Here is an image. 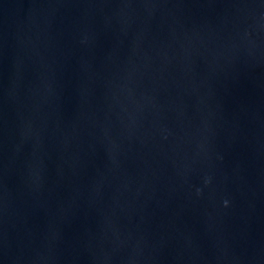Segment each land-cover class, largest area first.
Masks as SVG:
<instances>
[{
  "label": "water",
  "instance_id": "1",
  "mask_svg": "<svg viewBox=\"0 0 264 264\" xmlns=\"http://www.w3.org/2000/svg\"><path fill=\"white\" fill-rule=\"evenodd\" d=\"M0 264H264V0H0Z\"/></svg>",
  "mask_w": 264,
  "mask_h": 264
},
{
  "label": "clouds",
  "instance_id": "2",
  "mask_svg": "<svg viewBox=\"0 0 264 264\" xmlns=\"http://www.w3.org/2000/svg\"><path fill=\"white\" fill-rule=\"evenodd\" d=\"M224 203L227 204V201H225Z\"/></svg>",
  "mask_w": 264,
  "mask_h": 264
}]
</instances>
